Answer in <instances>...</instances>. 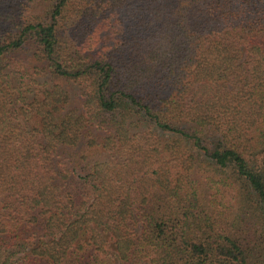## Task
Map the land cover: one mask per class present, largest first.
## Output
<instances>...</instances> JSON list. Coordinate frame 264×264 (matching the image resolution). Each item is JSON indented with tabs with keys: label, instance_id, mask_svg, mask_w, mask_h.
I'll return each mask as SVG.
<instances>
[{
	"label": "trees",
	"instance_id": "obj_1",
	"mask_svg": "<svg viewBox=\"0 0 264 264\" xmlns=\"http://www.w3.org/2000/svg\"><path fill=\"white\" fill-rule=\"evenodd\" d=\"M0 264H264V0H0Z\"/></svg>",
	"mask_w": 264,
	"mask_h": 264
}]
</instances>
